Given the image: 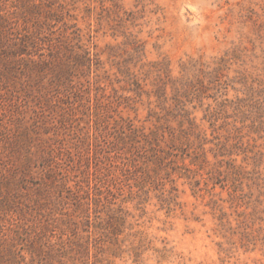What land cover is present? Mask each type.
Returning a JSON list of instances; mask_svg holds the SVG:
<instances>
[{"label":"rangeland","instance_id":"obj_1","mask_svg":"<svg viewBox=\"0 0 264 264\" xmlns=\"http://www.w3.org/2000/svg\"><path fill=\"white\" fill-rule=\"evenodd\" d=\"M0 264H264V0H0Z\"/></svg>","mask_w":264,"mask_h":264},{"label":"trees","instance_id":"obj_2","mask_svg":"<svg viewBox=\"0 0 264 264\" xmlns=\"http://www.w3.org/2000/svg\"><path fill=\"white\" fill-rule=\"evenodd\" d=\"M141 85H139V87H140ZM141 89V88H140ZM180 93V91H178V94ZM179 98V96L177 97V99ZM191 121H189V123H190ZM192 125V124H191ZM157 163H159V164H163L164 163V157H162V156H160V157H157ZM233 167V166H232Z\"/></svg>","mask_w":264,"mask_h":264}]
</instances>
